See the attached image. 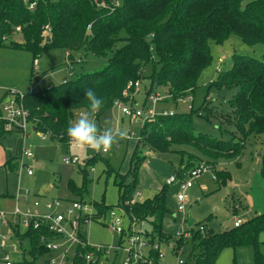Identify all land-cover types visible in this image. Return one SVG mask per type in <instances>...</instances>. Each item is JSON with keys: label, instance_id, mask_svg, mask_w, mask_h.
<instances>
[{"label": "trees", "instance_id": "16d2710c", "mask_svg": "<svg viewBox=\"0 0 264 264\" xmlns=\"http://www.w3.org/2000/svg\"><path fill=\"white\" fill-rule=\"evenodd\" d=\"M44 27L50 29L45 38L41 36ZM15 29H20L22 40L10 43L9 48L28 52L33 62L39 60L43 52L51 50L85 52L101 58L117 43H124L112 53L104 68L81 74L74 81L40 89L37 94L25 95L23 102L36 122V132L54 140L67 134L74 111L88 110L87 89H93L103 99L97 118L116 100L123 99L128 83L142 80L143 67L152 62L159 66V70L149 76L152 83L167 88L173 99L186 97L198 88L202 73L211 65L210 43L223 46L231 37H236L246 46H263L262 61L233 56L231 67L219 73L209 85L218 90H235L228 102L232 110L230 116H220L210 106L199 108L205 121L219 119L232 126L234 132L230 139L224 141L197 133L193 113L157 116L142 125L139 134L142 144L133 148L125 175L113 171L106 163L104 173L106 178L112 177L118 192L117 205L128 221L148 223L151 243L180 247L183 240L174 237L169 242L162 228L167 213V185L151 199L130 203L139 185V167L145 161L142 148L171 154L172 146L191 147L214 164L239 157L250 138L264 136V0H37L33 12L27 11L21 0H0L1 42L2 37L14 35ZM4 136L0 132V140ZM96 156L88 159L80 170L83 180L88 175L86 166H92ZM262 159L260 175L264 179V154ZM13 160L10 157L4 164L10 171L16 167ZM194 160L195 156L191 155L182 162L176 171L177 177L184 179L186 172L194 167ZM215 175L219 186H225L230 180L226 172L216 171ZM67 188L78 197L76 199L83 200L84 184L77 187L68 181ZM94 206L98 213L94 221L110 211L103 199ZM38 233L28 231L20 235L16 232L22 243L27 240L30 253L29 259L14 264H35L46 253L38 246ZM262 233L264 213L222 233L201 234L194 227L191 240L185 243L190 247L186 263L214 264L225 249L249 247L253 251L252 264H264L259 240ZM88 252H91L89 248L79 247L72 264H85L81 255ZM150 257L154 264H159L157 252L151 251ZM232 264L237 263L233 260Z\"/></svg>", "mask_w": 264, "mask_h": 264}, {"label": "rangeland", "instance_id": "374dc122", "mask_svg": "<svg viewBox=\"0 0 264 264\" xmlns=\"http://www.w3.org/2000/svg\"><path fill=\"white\" fill-rule=\"evenodd\" d=\"M21 40L19 33L12 35L3 42L0 39V95L5 90H17L26 93L31 87L30 83H37L36 87L46 89L74 81L81 74L104 68L112 53L124 46V43H117L105 57L101 58L85 52L66 54L63 50L45 51L39 60L33 62L31 54L28 52L9 48L10 43H19ZM210 48L213 60L211 65L202 73L198 88L193 94L188 93L186 97L173 99L168 94L167 88L158 87L149 79L153 72L159 70L158 65L154 66L152 62H149L143 67L142 80L138 82V91H130L128 96L121 101L143 112L151 109L156 116L159 115L158 117H166L163 115L165 112L169 114L167 115L169 117L193 113L197 133L207 134L224 141L230 139L234 128L224 124L219 119L211 120V122L205 121L204 114L199 108L201 105L210 106L215 109L218 115L230 116L232 110L228 102L235 94V90H218L214 87L210 88L209 85L219 73L231 67L233 56H243L246 59L262 61L263 46L249 47L242 44L236 37H231L223 46L210 43ZM153 56L156 62V57ZM151 97L154 98V104L150 100ZM85 111L84 109L74 111L70 124L74 123ZM94 119L98 128L102 130L113 129L120 121L121 130L129 131L130 135L134 134L136 139L143 125V122L140 121L128 124L116 106H112L97 118L95 116ZM65 135L67 137V134ZM65 135L60 136L58 140H63L66 143L54 140L40 132H28L24 147L33 154V159L24 158L23 162L32 169L33 176L31 177H27L24 171L19 176L18 164L12 171L4 166L10 157L15 156L20 147L17 136H4L0 140V193L16 192L19 187L21 193L27 190L32 196L44 197L49 200H71L78 198L73 196L67 188L68 181H72L77 187L84 184L86 192L83 194V200L85 202L95 204L100 203L103 199L105 205L110 206V211L116 209L118 210L117 214L122 216L121 207L117 205V189L112 184V177L106 178L104 171L106 163H108L113 171L125 175L129 170L132 150L136 144L139 146L142 144H140L141 139L138 141L136 139L134 141H119L108 153L102 154L69 142ZM117 144H120L119 147L115 146ZM141 152L145 156V161L139 167V185L130 203L151 199L164 185H167L165 199L167 213L163 218L162 228L169 242L174 237L180 236L177 239L183 240V244L178 247L172 244L168 245V243H151L150 225L138 221L130 223L125 216L122 226L126 231L123 236L118 237L107 227L111 220L110 211H107L101 220L88 227L87 237L90 244L103 246V252L99 258V262L102 264H122L127 256L118 248L125 247L126 242L133 235L148 241L145 248H137V250L144 258L149 259L150 264H154L150 257L151 251L158 253L159 264H176L178 260L187 264L190 247L185 243L191 240V232L197 225L188 229L187 223L182 222L184 216L186 218L191 216L196 224L200 223L207 226L214 233H222L232 226L233 219L246 222L259 215H255V212L264 213V179L260 175L264 154V136L250 138L245 143V149L239 157L219 160L214 164H211L206 157L195 149L186 146H172L171 154L154 153L148 147H143ZM191 155L196 158L192 166L199 163L205 164L209 171L193 181V188L187 192L185 210L183 213H179L176 197L180 192V183L183 179L177 177L175 182L170 185L167 184V180L176 173L182 162L190 159ZM72 156H77L79 163L65 165L62 159ZM94 156H96V160L92 161V166H86L88 175L86 180H83V173L80 170L85 166V162ZM11 162L13 164L15 161ZM216 171L228 173L230 180L225 186H219L215 175ZM213 176L216 179H213ZM129 181L130 179L127 178V182ZM9 206L13 207L11 203L7 202L2 205V208L9 209ZM0 211L4 210L0 209ZM182 232H187L190 235L188 238H184ZM2 235L12 237L8 229L0 226V236ZM259 240L261 241L260 253L264 261V233L259 236ZM21 243L16 262L29 259L30 252L29 250L26 251ZM111 245L115 249H110L109 246ZM155 245L158 246V250L154 247ZM74 249H71L70 253L67 254L68 262L72 258ZM179 251L180 253L184 252V254L182 256L177 255ZM160 253H163L161 257H159ZM1 257L0 248V259ZM52 257L56 259L57 255ZM233 259L241 264H252L253 251L249 247L237 248L236 250L225 249L219 254L214 264H232ZM149 263L141 262V264Z\"/></svg>", "mask_w": 264, "mask_h": 264}, {"label": "built area", "instance_id": "2783aa9c", "mask_svg": "<svg viewBox=\"0 0 264 264\" xmlns=\"http://www.w3.org/2000/svg\"><path fill=\"white\" fill-rule=\"evenodd\" d=\"M21 2L29 12H33L37 5V0H33L32 2L21 0ZM19 32L20 29H15L14 34ZM49 34L50 29L44 27L41 36L45 38L49 36ZM6 40L7 37H2V41ZM138 87V82L128 83L122 93V98H126L128 93L132 90L138 91ZM39 90L40 89H37L35 86L30 87L26 93L17 90H5L0 96V132L5 136L15 135L18 137L20 148L15 156H13L15 161L13 164L16 166L18 164L19 175L22 171H24L27 176L33 175L32 169L23 162L24 158L33 159V154L25 149L24 141L29 131L36 132V122L31 117L30 111L26 108L23 101L26 94H37ZM150 100L154 104V98L151 97ZM113 106L118 108L121 115L126 118L128 124H134L139 121L144 124L159 116H156L151 109L147 112L136 110L131 107L130 104H124L121 100H116ZM163 115L167 116L169 114L165 112ZM113 129L121 130L120 121L117 122V125ZM100 130L103 131L102 129ZM125 133V138L119 140L120 142L134 141V139H136L134 138L135 135H130L129 131ZM139 139L140 136H138L136 140L138 141ZM68 140L72 142L69 137ZM119 145L120 144H117L115 146L118 147ZM100 153L105 154L104 152ZM62 161L65 165H76L79 163V158L77 156H72L64 158ZM91 171H93V169H91ZM208 171V167L205 164L199 163L186 172L185 178L180 183V192L176 197L178 203L177 211L179 213H183L185 210L184 204L188 198L187 192L193 188V181ZM213 179H216L215 176H213ZM19 198H21V203H18ZM117 212L118 210L116 209L109 212L111 214V220L107 227L113 234L121 237L126 231L122 226L124 215L120 212L122 214V216H120ZM97 214L94 203L88 204L84 200H49L44 197H32L27 190H25L24 193L18 191L13 209L9 212L0 211V226L8 229L12 234V237L6 235L0 236V248L2 251L0 264L16 263V256L20 249L19 245L21 242L16 232L20 235H24L28 231L39 232L38 246L46 251L44 255L39 257L35 264H72L73 258L76 255V250L79 247L89 248L91 250V252L81 255L85 264H102L99 262V258L102 255L103 246L90 244L87 238L88 227L92 223L101 220L103 217L94 221V217H96ZM186 221L187 218L184 216L182 222L186 223ZM241 224L242 221L240 219H234L232 226L238 227ZM195 231L204 234L208 230H206L204 225H199L195 228ZM182 235L184 238H188L190 234L182 232ZM177 238H180V236ZM25 241L21 244L22 247L27 250L29 247L27 245V240ZM58 242H60V244H57ZM147 242L145 238H140L136 235L131 236L126 242L127 245L125 247L118 248L127 256L122 264H141L142 261L149 263V259L146 257L144 258L137 250V248H145ZM154 247L158 250V246L155 245ZM73 248L75 249L72 258L68 262L67 254H69ZM109 248L115 249L113 245L109 246ZM162 254L160 253L159 257H161ZM183 254L184 252L180 253L179 251L177 255L182 256ZM54 255H57L56 259L52 257ZM176 264H184V262L178 260Z\"/></svg>", "mask_w": 264, "mask_h": 264}, {"label": "clouds", "instance_id": "9594fccd", "mask_svg": "<svg viewBox=\"0 0 264 264\" xmlns=\"http://www.w3.org/2000/svg\"><path fill=\"white\" fill-rule=\"evenodd\" d=\"M85 97L89 102L88 110L67 128V136L73 143L85 146L95 152L108 153L114 144L124 139L126 133L121 130L106 128L101 131L94 119L103 105V99L98 97L93 89H87Z\"/></svg>", "mask_w": 264, "mask_h": 264}, {"label": "crops", "instance_id": "0c3cea01", "mask_svg": "<svg viewBox=\"0 0 264 264\" xmlns=\"http://www.w3.org/2000/svg\"><path fill=\"white\" fill-rule=\"evenodd\" d=\"M67 53H69V52H66V54ZM30 86L32 87V86H37V83L36 84H32V83H30ZM39 87H37V89H38ZM30 89V88H29ZM28 89V90H29ZM40 89V88H39ZM1 96V95H0ZM119 147V146H118ZM90 159V158H89ZM19 175V174H18ZM21 175V174H20ZM19 175V176H20ZM33 176V175H32ZM27 177H31V176H27ZM18 191H20V188L18 187L17 188V190H16V192L15 191H12L11 193H8V192H4V193H0V209H3L4 210V212H9V211H11L12 209H13V207L15 206V197H16V194H17V192ZM21 192V191H20ZM32 196V195H31ZM32 197H37V196H32ZM71 200H74V199H71ZM66 201H70V200H66ZM11 203L12 204V208L9 206V209H4V208H2V205H4V203ZM22 201H21V198H19V200H18V203H21ZM245 208V207H244ZM255 215L256 214H261V213H257V212H255L254 213ZM233 222H234V219H233ZM242 222H244V221H242ZM186 223H187V221H186ZM232 227V226H231ZM187 228L189 229V227L187 226ZM196 228V227H195ZM205 228H206V230H208V231H212V229H209L207 226H205ZM229 229V228H228ZM227 230V229H226ZM213 232V231H212ZM236 250V249H235ZM234 254H235V252H234ZM233 256H235V255H233ZM234 261H235V259H233ZM237 264H241V263H238V262H236Z\"/></svg>", "mask_w": 264, "mask_h": 264}, {"label": "water", "instance_id": "95a60500", "mask_svg": "<svg viewBox=\"0 0 264 264\" xmlns=\"http://www.w3.org/2000/svg\"><path fill=\"white\" fill-rule=\"evenodd\" d=\"M176 177H177V172L171 177V178H169L168 180H167V184H172V183H174L175 182V180H176ZM195 220H193L192 218H191V216H188L187 217V226L188 227H193L194 225H195Z\"/></svg>", "mask_w": 264, "mask_h": 264}]
</instances>
